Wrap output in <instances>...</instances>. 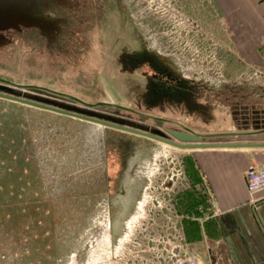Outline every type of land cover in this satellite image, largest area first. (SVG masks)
Here are the masks:
<instances>
[{"label": "rangeland", "instance_id": "1", "mask_svg": "<svg viewBox=\"0 0 264 264\" xmlns=\"http://www.w3.org/2000/svg\"><path fill=\"white\" fill-rule=\"evenodd\" d=\"M201 3L219 6L215 0H118V6L0 0V80L130 108V92L144 79L123 69L119 56L136 49L142 35L154 48L178 52L188 74L198 77L193 81L210 83L202 112L182 116V123L199 133L230 130L232 107L264 104V76L237 63L240 46L215 17L209 24L197 14L200 26L188 23L187 9ZM209 67L216 74H206ZM14 90L84 109L42 90ZM192 154L0 98V264H175L195 250L208 258L217 235ZM193 215L201 223L199 249L191 245Z\"/></svg>", "mask_w": 264, "mask_h": 264}, {"label": "crops", "instance_id": "2", "mask_svg": "<svg viewBox=\"0 0 264 264\" xmlns=\"http://www.w3.org/2000/svg\"><path fill=\"white\" fill-rule=\"evenodd\" d=\"M215 1L219 6H214L213 12L209 11L208 20L215 17L218 22L216 24L230 28L235 45L240 46V66L244 65L246 69L254 68L264 76V0ZM202 12L204 14L202 10L199 16H203ZM236 110H241L242 113H257L261 118L264 104H252L247 101L232 107L231 120L236 126L230 130L207 133L212 135L207 141L264 143V132L237 135L246 131L240 128L239 121L236 120L240 118H237ZM182 122L179 125L185 126ZM191 153L196 184L207 192L211 211L209 226L217 235L208 247V258L204 252L194 249L193 252L199 254V264H264V193L249 195L245 183V171L249 167L264 165V148L195 149L191 150ZM199 213L198 211V216ZM200 224L197 219L190 231L193 237L191 245H197L198 249ZM204 225L205 223L203 227ZM182 234L186 239L188 232ZM180 260H176L175 264L181 262Z\"/></svg>", "mask_w": 264, "mask_h": 264}, {"label": "flooded vegetation", "instance_id": "3", "mask_svg": "<svg viewBox=\"0 0 264 264\" xmlns=\"http://www.w3.org/2000/svg\"><path fill=\"white\" fill-rule=\"evenodd\" d=\"M113 2H114V6H118L117 5L118 0H113ZM34 3H35L34 6H36L37 1ZM198 5L199 6H192L191 7L192 10L190 9V7L187 9L186 12L192 15V17L188 15L190 21L188 23L191 26H200L199 20L197 18L195 19L193 16H196L197 14L199 15L201 11L204 10V14L206 13V16L204 17L203 14V18L205 19L206 22L208 21L209 24H213L211 22L213 21V17H211L212 18L211 20H208L210 18L207 17L209 11L212 10L210 8L211 6H204L202 3ZM41 6L43 5L41 4ZM202 34L209 41L211 40L213 42H216L213 39L216 36L212 37V34L210 32H207V34L206 33H202ZM134 38L135 39L138 38L136 34L134 35ZM145 41H148V39L145 40V38L141 35V37H139L138 39V45L136 49L134 48L132 50L123 51L119 56L120 63L123 65L122 66L123 69H125L126 71L128 70L130 74L138 73L144 79V82L140 85L141 89L135 88L132 89V91L130 92L132 96L130 99V103L128 105L130 106L129 108L130 110L128 111L122 109L124 112H126L127 116L124 117L120 114L117 115L118 112L121 111L120 108H114L111 106H104V105H100L95 108H89L80 105L77 102L76 103L84 107V109L83 108L81 109L93 111V112H95L96 108L98 107L113 108L115 109V111L117 110L118 112L116 111L117 113L115 112V114H110L105 116H109L116 120L123 121L124 123L130 124L134 128L142 131H146V132L155 131L156 132L155 134L157 136L164 137V133H167L166 132L167 129L176 130V131L181 130L175 125V123L180 124L182 122V120L180 119L182 116L184 115L189 116L191 114L202 112L200 100L201 98L203 99L205 98V100H207V98L209 99L208 96L210 95V93L207 94L206 90L209 88L210 83L207 82L204 83L201 80H199V82L193 81L196 80L198 77L197 78L192 77L188 74V68L186 67L187 63H185L183 59L181 61L178 52L175 53L172 50H169L168 48H164V51H161L160 49L154 48L152 45H149L148 42L146 43ZM229 52L230 54H232V51ZM214 53H215L214 58H216V52ZM215 61L216 60H214V62ZM201 63L202 66H199L200 67L199 72H203L202 69L205 66L203 62ZM237 63L240 65L239 62ZM206 69H208L205 71L206 74L208 73L216 74V69H213L212 67ZM208 80L209 79H207V81ZM136 89L138 91H136ZM141 106H144L147 109V111L140 109ZM173 113L175 114V116ZM236 113H238L236 115L237 118L240 117L236 119L239 121L240 127L242 126L243 121H248L250 124L249 126L251 127V121L260 119V115L257 113H248V112L242 113L241 110H236ZM126 121L129 123H127ZM103 129H110L113 131L127 133L108 127H105ZM130 135L142 137L135 134H130ZM146 139H150V138H146ZM123 164L125 165L124 162ZM113 180L110 177H108L107 178L108 184H110L111 181L113 182ZM192 207L194 210L197 211L195 212L197 215L199 209H195V208L198 207V201H196V203L194 202ZM197 219L198 218H196V216L193 215V217L190 218L189 221H191V224L193 225L195 224V222H197Z\"/></svg>", "mask_w": 264, "mask_h": 264}, {"label": "water", "instance_id": "4", "mask_svg": "<svg viewBox=\"0 0 264 264\" xmlns=\"http://www.w3.org/2000/svg\"><path fill=\"white\" fill-rule=\"evenodd\" d=\"M3 83V84H2ZM15 88H24V89H34V90H42L49 94H53L55 96H62L68 98L74 102L79 103L85 107L95 108L100 105L104 106H111L114 108H120L124 110H130L129 108H125L115 104H106L102 102H98L96 104H89L86 103L76 97L62 94L53 90H49L47 88H38L34 86H20L10 82L0 80V98L18 102L21 104H25L34 108L54 112L60 115H65L71 118H76L82 121H87L93 124L100 126L102 129L105 127L113 128L116 130H120L123 132H127L130 134H135L138 136L150 138L156 140L164 145L169 147L184 150V151H191L195 149H210V148H228V147H240V148H264V143H213L208 142L207 139L212 136L207 133H198L191 130L188 127L179 125L175 123V125L180 128L181 130H171L167 129L163 136H157L155 131L146 132L139 129L134 128L130 124H126L123 121L116 120L112 117L105 116L102 114H98L93 111L83 110L78 107H74L71 105L62 104L47 98L38 97L30 94H25L23 92H17L14 90ZM261 118L257 120L251 121V126L248 121H243L242 130L246 131L243 133H237V135H254L258 133L264 132V110L261 111ZM252 129V131H248ZM158 133V132H157ZM236 134V133H235ZM230 135V134H229Z\"/></svg>", "mask_w": 264, "mask_h": 264}, {"label": "built area", "instance_id": "5", "mask_svg": "<svg viewBox=\"0 0 264 264\" xmlns=\"http://www.w3.org/2000/svg\"><path fill=\"white\" fill-rule=\"evenodd\" d=\"M246 190L249 195L261 192L264 193V165L251 166L245 171ZM176 264H199V254L191 252Z\"/></svg>", "mask_w": 264, "mask_h": 264}, {"label": "bare ground", "instance_id": "6", "mask_svg": "<svg viewBox=\"0 0 264 264\" xmlns=\"http://www.w3.org/2000/svg\"><path fill=\"white\" fill-rule=\"evenodd\" d=\"M110 224V223H109ZM109 227H110V233H111V226L109 225Z\"/></svg>", "mask_w": 264, "mask_h": 264}]
</instances>
